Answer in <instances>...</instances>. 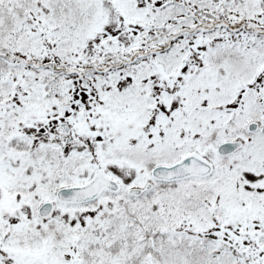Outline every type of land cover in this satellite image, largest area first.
Listing matches in <instances>:
<instances>
[{
	"label": "snow or ice",
	"instance_id": "obj_1",
	"mask_svg": "<svg viewBox=\"0 0 264 264\" xmlns=\"http://www.w3.org/2000/svg\"><path fill=\"white\" fill-rule=\"evenodd\" d=\"M0 264H264V0H0Z\"/></svg>",
	"mask_w": 264,
	"mask_h": 264
}]
</instances>
